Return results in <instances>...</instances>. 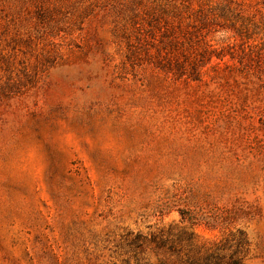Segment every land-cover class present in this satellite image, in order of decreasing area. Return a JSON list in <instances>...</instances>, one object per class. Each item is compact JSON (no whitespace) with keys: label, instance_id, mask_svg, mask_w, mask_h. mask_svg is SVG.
I'll list each match as a JSON object with an SVG mask.
<instances>
[{"label":"rangeland","instance_id":"obj_1","mask_svg":"<svg viewBox=\"0 0 264 264\" xmlns=\"http://www.w3.org/2000/svg\"><path fill=\"white\" fill-rule=\"evenodd\" d=\"M0 264H264V0H0Z\"/></svg>","mask_w":264,"mask_h":264},{"label":"trees","instance_id":"obj_2","mask_svg":"<svg viewBox=\"0 0 264 264\" xmlns=\"http://www.w3.org/2000/svg\"><path fill=\"white\" fill-rule=\"evenodd\" d=\"M211 15L213 18H218L224 21H231L233 19V11L229 6H216L211 9Z\"/></svg>","mask_w":264,"mask_h":264}]
</instances>
